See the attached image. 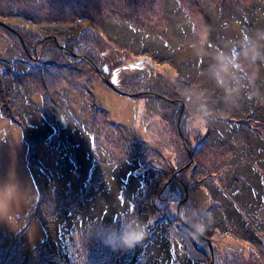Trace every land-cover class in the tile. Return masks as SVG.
<instances>
[{"label": "rangeland", "instance_id": "rangeland-1", "mask_svg": "<svg viewBox=\"0 0 264 264\" xmlns=\"http://www.w3.org/2000/svg\"><path fill=\"white\" fill-rule=\"evenodd\" d=\"M178 1L189 16L190 31L175 38L182 37L188 44L171 49L162 63L152 55L154 41L148 37L142 39L138 48L137 38L122 29L118 21L132 19L144 31L163 33L162 25L167 22L168 13L166 0H0V264H134V247L148 241L150 231L161 220L166 221L164 226L169 230L174 248L179 250L174 256L171 254L170 262L178 264L179 253L183 252L197 264L264 263V197L262 204L257 203L251 211L253 217L249 218L248 212L244 214L245 224L239 227L240 224L238 230L215 234V238L213 235L207 237L198 210L212 209L219 205L216 199L225 195L221 187L232 153L229 147L224 151L208 150L210 144L205 149L199 148L191 162L181 140L182 137L185 142L186 135H190L197 142L196 137L218 136L223 126H234L236 134H232L231 143L237 146L238 141H245L250 133L253 140L264 144V102L248 108L245 99L248 95L243 94L238 84L240 79L242 83L261 70L259 53L246 48L233 55L230 48L227 57L236 60L233 69L224 58L230 42H246L247 33L255 32L254 40H258L264 54V32H261L264 28H260L262 24L258 20L256 29L255 25H241L239 21L226 19L218 26L214 20L209 23L218 33L212 37L207 24L209 16L202 8L224 2L249 6L257 0ZM261 2L264 4V0ZM257 15L259 20L264 17L260 11ZM75 16L79 20H90L78 27L62 25L59 29L52 25L56 21H73ZM114 35L118 40L131 43L132 51L128 53L122 48L111 47L109 36L113 38ZM21 37L31 55H27ZM198 46L201 50H196ZM88 50L90 55L81 53ZM89 56L96 59L105 56L111 64L122 56L126 72L119 75V85L134 98L123 97L128 95L117 94L108 85L106 80L114 77L116 83L114 74L107 71L96 75L93 68L81 61V57L91 59ZM11 57H18L19 68L26 67V70L10 71L7 60ZM82 59L91 63L89 59ZM97 62V67L103 71L106 64ZM134 64H137L136 70H129ZM61 68H70L73 73L67 76ZM226 85H230L225 92L228 105H221L225 101L221 94ZM251 86L254 89V85ZM151 93L166 97V102ZM247 93L252 97V93ZM150 95L155 98H149ZM61 96L70 102L72 109L58 108L63 103ZM187 96L194 109L192 113L180 101ZM257 96L263 98L262 94ZM202 100L211 108H201ZM182 108L184 111L180 114ZM229 108L233 111L228 117L223 111ZM233 112L239 114L238 121H233ZM61 113H67L69 122L61 118ZM180 115V130L178 127L177 131ZM207 115L212 118H206ZM78 123L86 133L77 140L81 142L80 148H88L89 155L90 149L107 151V164L115 165L112 173H103L97 167L95 174H101L97 181L91 178L93 166L89 165L88 157L77 152L78 146L69 145V142L76 144V138L70 137L67 129L78 127ZM111 128L119 131L115 138ZM132 128L134 132L126 138L124 132ZM263 144L257 145L262 157ZM193 145L196 148L197 145ZM94 160L100 161V158L95 156ZM150 161L156 163L152 165ZM192 163L194 165L183 175V170ZM102 165L104 170L109 167ZM150 166L159 168L166 176L156 174L148 180L150 172L146 169ZM255 166L261 169L257 162ZM193 169H196L194 174ZM244 170L250 171L248 167ZM247 174L240 177L234 195L235 201L244 206H248L252 198L247 191L239 189ZM128 176L130 178L124 181ZM172 180L176 185L169 184ZM239 183L236 181L235 185ZM121 184L126 187V197L130 198L126 207L114 200ZM103 187L108 189L110 199H103ZM91 195L96 199L90 206V198H86L89 202L84 208L88 217L98 214L103 205L109 209L107 200H110L114 206L108 215L116 213L120 219L113 227L125 226V237L142 232L143 239L129 247L119 230L111 229L109 235L102 230L104 226L94 225L95 229L90 227L87 231L88 226L79 221L66 230V241L59 244V247L64 246L63 253L48 245L52 238L62 237L58 213L66 214L62 221L69 222L71 215L67 210L74 209L79 199ZM252 231L260 241L249 237L253 236ZM136 248L143 254L151 245ZM167 251L168 246H165L161 254H168ZM147 255L151 254L145 252L138 264H151L155 260L152 255L147 259Z\"/></svg>", "mask_w": 264, "mask_h": 264}, {"label": "trees", "instance_id": "trees-1", "mask_svg": "<svg viewBox=\"0 0 264 264\" xmlns=\"http://www.w3.org/2000/svg\"><path fill=\"white\" fill-rule=\"evenodd\" d=\"M253 1H255V0H253ZM180 3L181 2H179L178 0H166L165 4H168V11H167L168 13L166 15L167 22L165 21L164 24L162 25V27L164 28L163 33H162V31L160 33H156V32L151 33V32L144 31L143 29H141V27L138 25V23L134 22L132 19H126V18L120 19L118 21V24L122 25V29L129 31L132 35H134L137 38V41L139 42L136 45L137 47L139 45H141L142 39L146 40L147 37H148V39H151V41H154L153 54L152 55L155 57V60H159V62H162L163 60L167 59V56L170 53L171 49H175V48L180 49L184 45L188 44L187 42L183 41L184 38H182V37L178 40L175 38L176 35H178V36L179 35H186L187 31L188 30L190 31V29H189V21H190L189 16L184 11H182V7L184 8V5H182ZM202 8L204 10V13L209 16L207 24L209 26V30L213 34L212 37H216V33H218V31H215L214 27H212L209 23V22L212 23L214 20L217 22L216 24L218 26H221L222 20L226 19L229 21H239V22H241V25H243V23L246 25H249V26L255 25V29L257 28L258 23H256V21L258 20L259 23L262 24V26H260V28H264V17H262V19L259 20L258 15H257L258 11H260L264 15V4H262L261 0H257L256 2L250 3L249 6H241L240 4L232 5L231 2H224V3H220V4H215V3L213 5L210 4V6L209 5H203ZM76 10L78 11V9H76ZM76 17L77 16L74 17L73 21H65V22L64 21H56L55 23H57V25H55V23L52 25L54 26V28H59V29L62 25L70 26V27H78V26H81L82 24L86 25L88 20H90V19H88V20L84 19L85 21H83V20L77 19ZM52 25H50V26H52ZM201 26H202V28H204L203 24H201ZM191 30H192V28H191ZM193 32H194V29H193ZM261 32H264V31L262 30ZM254 35H256V32L255 33H247L246 42H230V44L227 47L228 53L225 54L226 56L224 57L225 61L227 62V65L233 69L232 65L236 60L228 58L230 55L229 54L230 48L233 50V55H236V53L238 51L244 50L246 48L247 49H250V48L254 49V50L258 51V53H259L258 63L261 65V70H259L257 72L256 76L250 77V78L246 77L244 80H242L243 81L242 83H239L241 81V79L238 82V84H241L240 87H241V91H243V94H245V96L248 95V98H245L246 102L249 103L248 108H253L254 106H257V104H259L260 102H264V94H263L264 93V90H263L264 89V54H262V49L259 47V44L257 43L258 40L257 41L254 40ZM163 36H165V37H163ZM111 38H112V36L111 37L109 36V41H112L111 47L122 48L124 50H127L128 53H130L132 51V48L130 46L131 43H128L125 40H118V37L116 35H114L112 39ZM114 42H120L121 45H117ZM124 44L127 47H124L123 46ZM213 46H217V45L215 43H213ZM111 47H109V49H112ZM218 48L222 49L221 47H218ZM72 50H73V48H72ZM81 53L84 55H90V50L84 51ZM100 55H104V54H100ZM90 58L96 64V66L98 63L97 61H99V62L102 61L104 64H106V66L109 69L110 75L114 74L116 76V85L121 90V87L119 85L120 82L118 80H119V75L122 72H126L125 59H122V56H121L118 61L113 63L115 65H116V63H120V65L115 66V65L107 62L108 59L105 56L100 57L99 59L92 58V57H90ZM18 61H19L18 57H13V58L11 57V60H9V59L7 60V64L11 66L10 71L13 70L15 73L16 70L17 71L18 70H26V67H25V69L19 68L20 66H18L19 65ZM81 61L86 62V64L90 68L94 69V71H95L94 73L96 75L98 74V72L96 71V69L94 68V66L91 63H89L85 59H82V57H81ZM141 65L144 66L143 64H141ZM4 70L9 71V70L5 69V67H4ZM129 70H136V68H134V69L129 68ZM60 71L66 73L67 76L69 74L73 73V70L72 69L70 70V68H68V69L61 68ZM223 75H224V73H223ZM250 80H251V82H250ZM234 83H236V82H234ZM236 85H237V83H236ZM236 85H234V87ZM251 85H254V89L252 88ZM229 86L230 85H226L225 88L223 89V93L221 94V96L224 97L223 99H225V101L223 103H220L221 105H223V104L228 105V102L226 101L227 100V96H226L227 94H225V92L228 89L226 87H229ZM81 88L83 89V87H81ZM14 89H15V86H14ZM85 89H89V88L86 87ZM260 91H262V92H260ZM114 92L117 94H120L119 92H116L115 90H114ZM123 92H125V91H123ZM247 92L252 93V97ZM259 94H262L263 98H259L258 96L256 97V95H259ZM123 97L130 98V99L134 98V97L132 98L130 96H123ZM148 97L151 99L155 98V96H152V95H150ZM61 98H62L63 103L58 108L65 107L66 108L65 110L72 109L70 102H66L64 96H61ZM184 101L186 103L185 107H187L185 109H187L188 112L192 113L194 109L191 108L192 106L190 105L189 97L187 96V98L184 99ZM162 102L163 103L166 102V99L165 100L163 99ZM187 104L189 106H187ZM200 106H201V108L203 107L206 110H207V107L211 108V106L209 104L205 103V100L201 101ZM95 108H96V106L93 107V109H95ZM243 109H246V108H243ZM231 110H232V108L226 112L223 111L224 115L226 113V115H228V117H229V115L233 111V110L232 111ZM70 112L72 113L73 117H75L77 120L79 119V116L75 112H73V111H70ZM201 113H202V110H201ZM68 114L70 115L69 112H68ZM237 116H239V114L238 113L236 114V112H233V114H232V118H234L233 121L237 120ZM61 118H63L64 121L69 122V116L67 115V113H65V114L61 113ZM206 118H212V117L208 116ZM240 120H243V119H240ZM78 122L82 123V121H78ZM181 128H182V125H181ZM176 129H177V131H179L177 122H176ZM220 129H221L220 130L221 133L218 136L211 135V134L203 135V133H199V136L203 135V137L201 139L199 137H196V138H198L197 142L193 141L194 137L191 138L190 135H186L183 132V130H182V132L187 137V138H184L185 142L183 141V138L180 136L187 154H189V152L187 150H190L193 156L198 153L199 148L203 149L202 147H204V149H205L206 145H210V144L211 145L208 146V147H210L208 150L224 151V150H227L226 147H229L230 148L229 151H231V153H232L231 158L228 160V167L226 169V174H225V183H224V186L221 187V189L223 190V194H225V195L222 196L220 199H216V200H218L219 205H217L215 207L213 206L212 209L210 208V210H206V211L198 210L199 216L201 217V225L203 227V232H205L207 237H209V236L212 237V235L214 236L215 234H220V233H224V232L232 233L235 230H238L239 227H242L243 224H245V223H243V220L245 219L244 214H246L248 212L249 218L253 217V214L251 211L254 209L255 206H257L256 205L257 203L262 204V199L264 197V179L262 178V174H263L262 169L264 170V157H262L260 155V151H258L259 146H257V145L263 144V141L257 142V140H253L251 138L250 133L247 134L245 132L247 134L245 141L244 140L238 141V145L236 146L234 144V142L231 143L232 139L234 138V136H232V134H236V131L234 130V126L231 128L230 127L227 128L226 126H223ZM70 130L73 133H71ZM75 130L77 132H74ZM111 130H112V137L113 138L118 136L119 131H116L112 128H111ZM133 132H134V128H132V130L124 132L126 138L129 137L127 134H130ZM67 133L70 134V137L73 136L76 138V144H72L71 142H69L70 143L69 145L70 146H72V145L78 146L77 152L80 153L81 155L88 157L89 165L91 164V166H93L91 168V171H92L91 172V176H92L91 178H93L96 181L99 179L101 174L97 175L94 172V170H96L97 167L101 168L103 173L104 172L106 173V171H108V173L113 172L115 165L113 166V164H111L109 166L107 164L108 163L106 161L108 159L107 158V156H108L107 151L105 153H102V152L97 151L95 149L93 151H92V149H90V155H89L87 152L88 148H86V150H84L83 148H80L81 142L79 141L80 142L79 143L77 140L78 139L80 140V137H84V135H86V133L81 130V125L79 123H78V127L75 126V127L70 128V129L68 128ZM67 133H65L66 137H67ZM80 134H83V135H80ZM191 141L193 142V144L197 145L196 148L193 147L194 145L192 144ZM92 143L95 144L96 141L92 140ZM130 144L131 143L128 142V145H130ZM89 147H90V145H89ZM155 151L159 153L160 150L156 149ZM95 156H96V159L100 158V161L94 160ZM90 161H91V163H90ZM74 162H76L75 158H74ZM150 162L152 165H154L156 163L155 161H150ZM256 162L258 163L259 167H261L260 170H257V168L255 166ZM102 163L105 166L106 165L109 166L108 169L104 170ZM193 165L194 164L192 163L191 166L188 167L187 170H183V175H185L187 173V171ZM246 165H249V166H246ZM117 167H118V164H117ZM244 167H248L250 169V171L249 170L245 171ZM146 170L150 172L147 174L148 180L151 179V176L154 177L156 174H158V175L161 174V175H163L162 177L166 176L162 173V170H160L159 168H157L155 166H153V167L150 166V168L146 169ZM194 172H196V169H193L192 174H194ZM86 173H88V172H86ZM139 174H142V173H139ZM245 174H247L248 177L245 179H242L243 184L241 186H243V187H239V189H242L243 191H247L249 194H251L252 198H251V202H250V204H248V206H244V205L240 204L241 202L239 203V202L235 201L236 196H234L237 193L235 187L240 185V183H239V180L241 179L240 177L244 176ZM129 178L130 177L128 176V178L124 179V181H127ZM180 181L185 185V182L183 181V179H181ZM205 181H207V180H205ZM236 181H238L239 184L235 185ZM159 182H161V180H159ZM157 183H158V180H157ZM169 184L173 185V184H175V181L172 180L171 182H169ZM208 185H209V182H208ZM125 189H126V187L124 185H122V184L119 185L118 192H117L115 199H114V200L117 199V201L119 202V206H120V204L124 205L125 207L129 205L130 198L126 197ZM107 191H108V189L106 187L102 188L101 192L104 193L103 199L104 198L110 199L107 196ZM99 193L100 192L98 191L97 194H99ZM86 198H90V206L93 204L94 200L96 199V197L94 195H91L90 197H84L82 199H79V201H78V203L74 209H71V210L68 209L67 210V212L71 215V219L69 222L62 221L63 219L64 220L66 219V214L63 216L61 213H58V217H59L58 225L60 227V232H62V237H61V239L52 238L47 244L48 245L51 244L53 248H57L59 253L64 252V246L59 247V244L64 243L66 241V236H68L66 230L68 228H71L72 226H74L76 224V222H79V221L83 222L85 227L88 226L87 231L90 230V227H93L95 229L94 225H98V227L104 226L102 228V230L105 233H109V235L111 233V229H116V230L120 231V235L122 237H125L124 232H123V230L126 228L125 226L113 227V225H118L117 223H115V221L120 220L119 214L114 213L112 216L108 215V212L110 214V209H112L113 208L112 206H114L112 204L113 202L110 200H107V203L110 205L109 209H108V206L102 204L103 209L98 214L90 215V217H88L87 213L85 212V208H84L87 205V203L89 202ZM100 201H102V200H100ZM222 201H224V202H222ZM144 205L149 206L147 203H144ZM218 206L223 207V208L222 209L216 208ZM214 209L217 210L216 213L214 212ZM83 213H85L86 216H84ZM216 214H218V215L216 216ZM204 222H205V225H204ZM165 223H166L165 220L157 221L155 223L153 229L150 231L151 233L149 235L148 241L147 240L143 241L142 244L139 243L138 245H136L134 247V249H133L134 253L132 255L134 264H135V262H136V264H138L140 260L142 261V256L145 252H147V254H151L155 258V260H153V262L151 264H168V262L170 264H177V263H173V262L169 261V259L171 258V254H172V256H174L176 253H178L179 250L177 251V249L174 248V244L171 240L169 230L166 229L164 226ZM104 232H102V233H104ZM155 233H158V235H155ZM252 233H253V236H249V237L254 241H260V237L257 234H255L253 231H252ZM107 237H108V235H107ZM213 238H215V236ZM205 240L208 241L207 238ZM144 244L148 245V246L151 245V249L148 248V250H146L142 254L141 251H137L136 247L137 246L141 247ZM165 246H168V251H167L168 254L162 255L161 253L163 252V248ZM151 255H147V259L151 258ZM155 255H156V257H155ZM178 264H197V263L194 261V259L189 258L187 254H184L183 252H181V253H179ZM260 264H264V263H260Z\"/></svg>", "mask_w": 264, "mask_h": 264}, {"label": "water", "instance_id": "water-1", "mask_svg": "<svg viewBox=\"0 0 264 264\" xmlns=\"http://www.w3.org/2000/svg\"><path fill=\"white\" fill-rule=\"evenodd\" d=\"M20 39H21V41H22V43H23V47L25 48V50H26L27 52H29L28 48L26 47V44L24 43L23 38L21 37ZM41 42H42V40H41L39 43H41ZM70 52H71L72 54H75L73 51H70ZM75 56H76V55H75ZM82 58L89 59L88 57H82ZM89 60H90L91 63L94 65V67H95V69L97 70L98 73L102 74L103 72H107V66H106V65L103 67V71H101L91 59H89ZM136 65H137V64L130 65V68L134 69V68L136 67ZM105 79H106V78H105ZM106 82H107L108 85L111 86L115 91H117V92H119V93H121V94L128 95V96L133 95V94H130V93H127V92H123V91H121V90L118 88V86L116 85V83H115V77H114L113 80H111V81L106 80ZM151 94H152V95H155V96H158V97H160V98H163V99H167L166 97H164V96H162V95H160V94H158V93H151ZM136 95H140V93H139V94H136ZM180 101H181V103L183 104V106L185 107V101H184V100H180ZM183 111H184V109L182 108L180 114H182ZM180 118H181V115L179 116V120H178V127H179V130H180ZM188 152H189V155H190V157H191V162H192V153H191L190 150H188ZM181 184L183 185V187H184V189H185V193L187 194V187H186L182 182H181Z\"/></svg>", "mask_w": 264, "mask_h": 264}, {"label": "clouds", "instance_id": "clouds-1", "mask_svg": "<svg viewBox=\"0 0 264 264\" xmlns=\"http://www.w3.org/2000/svg\"><path fill=\"white\" fill-rule=\"evenodd\" d=\"M142 239H143V233L142 232L133 233V234H129L128 236L125 237L124 243H125V245L131 247L133 244L139 242Z\"/></svg>", "mask_w": 264, "mask_h": 264}, {"label": "flooded vegetation", "instance_id": "flooded-vegetation-1", "mask_svg": "<svg viewBox=\"0 0 264 264\" xmlns=\"http://www.w3.org/2000/svg\"><path fill=\"white\" fill-rule=\"evenodd\" d=\"M26 53H27V55H31L30 51H29V52H26ZM74 53H75L74 55H79V54H77L76 52H74ZM107 71L109 72L108 67H107Z\"/></svg>", "mask_w": 264, "mask_h": 264}, {"label": "bare ground", "instance_id": "bare-ground-1", "mask_svg": "<svg viewBox=\"0 0 264 264\" xmlns=\"http://www.w3.org/2000/svg\"><path fill=\"white\" fill-rule=\"evenodd\" d=\"M196 50H201V47H200V46H198ZM217 52H218V51H217ZM217 54H219V55H220V53H219V52H218Z\"/></svg>", "mask_w": 264, "mask_h": 264}]
</instances>
